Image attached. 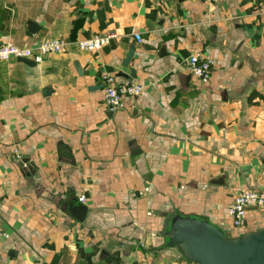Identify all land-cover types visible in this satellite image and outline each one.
<instances>
[{
  "label": "crops",
  "instance_id": "1",
  "mask_svg": "<svg viewBox=\"0 0 264 264\" xmlns=\"http://www.w3.org/2000/svg\"><path fill=\"white\" fill-rule=\"evenodd\" d=\"M107 35L0 62V264H190L166 245L175 216L228 238L264 228L258 210L242 232L227 215L264 191V0H0V47ZM195 53L214 62L206 83ZM106 73L142 93L108 112Z\"/></svg>",
  "mask_w": 264,
  "mask_h": 264
},
{
  "label": "water",
  "instance_id": "2",
  "mask_svg": "<svg viewBox=\"0 0 264 264\" xmlns=\"http://www.w3.org/2000/svg\"><path fill=\"white\" fill-rule=\"evenodd\" d=\"M28 36L34 35L39 27L31 22L26 23ZM133 49L129 48L122 66L127 67ZM29 67L35 63L27 59H18ZM127 78L128 75L119 74ZM129 76L134 77L130 71ZM22 163V165H21ZM25 159L22 167H28ZM30 166V165H29ZM71 215L79 221L83 220L86 208L82 205L70 207ZM167 247L177 248L183 258L190 264H264V228L247 232L235 238H228L215 225L190 217L175 216L169 220L165 233Z\"/></svg>",
  "mask_w": 264,
  "mask_h": 264
},
{
  "label": "built area",
  "instance_id": "3",
  "mask_svg": "<svg viewBox=\"0 0 264 264\" xmlns=\"http://www.w3.org/2000/svg\"><path fill=\"white\" fill-rule=\"evenodd\" d=\"M113 36L92 37L76 42L50 39L37 45L24 48L5 44L0 47V62H7L12 59H27L35 64L51 55L65 52L68 48L74 47L82 51H96L108 43ZM135 40L140 43L138 34L134 35ZM214 62L195 53L189 56L186 61L187 72L202 83L209 80ZM103 104L108 112H114L121 104L124 97H136L142 93V86L132 80H125L119 83L115 76L106 73L102 76ZM83 198H79L81 202ZM255 209L264 213V191L248 190L237 194L227 208V215L231 220V227L238 231H245L246 213Z\"/></svg>",
  "mask_w": 264,
  "mask_h": 264
}]
</instances>
